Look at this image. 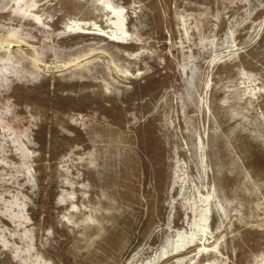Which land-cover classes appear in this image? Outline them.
<instances>
[{
	"label": "rangeland",
	"instance_id": "rangeland-1",
	"mask_svg": "<svg viewBox=\"0 0 264 264\" xmlns=\"http://www.w3.org/2000/svg\"><path fill=\"white\" fill-rule=\"evenodd\" d=\"M0 264H264V0H0Z\"/></svg>",
	"mask_w": 264,
	"mask_h": 264
}]
</instances>
